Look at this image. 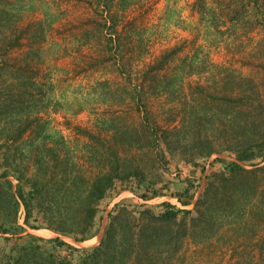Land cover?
<instances>
[{
	"label": "trees",
	"instance_id": "16d2710c",
	"mask_svg": "<svg viewBox=\"0 0 264 264\" xmlns=\"http://www.w3.org/2000/svg\"><path fill=\"white\" fill-rule=\"evenodd\" d=\"M52 1L43 43L63 7L90 13L66 29L74 75L57 79L43 63L36 27L0 39V264H264V0H198L194 14L212 17L211 41L198 31L159 51L151 46L164 24L126 16L143 2ZM18 8L8 22L0 11V36L21 18ZM23 36L31 45L20 59ZM214 162L225 169L202 186L182 176L180 165L205 171ZM124 191L143 201L166 192L181 207L120 202L96 248L61 239H95L108 201ZM46 243L69 255L46 253Z\"/></svg>",
	"mask_w": 264,
	"mask_h": 264
},
{
	"label": "rangeland",
	"instance_id": "374dc122",
	"mask_svg": "<svg viewBox=\"0 0 264 264\" xmlns=\"http://www.w3.org/2000/svg\"><path fill=\"white\" fill-rule=\"evenodd\" d=\"M140 1V2H139ZM206 1L207 7H212L211 5L214 3H217L215 1H219L220 3H227L228 0H202ZM202 1L198 0H137V4H140L143 2L144 4L140 5V8L137 11L134 10L135 7L132 9H129L126 11L127 18H134L137 16V19L141 16H145L146 19L150 23H162L164 24V29L167 30V33L161 34V36L158 38V45L154 47L155 43H152L151 50L152 51H159L165 47L168 46L170 42L175 43L179 41L178 39L184 38V37H195L198 31L203 33V40L205 41H211L212 37H209L210 34L214 33L215 30L211 27V15H209V10H207L203 14H194L195 11H199L201 8L200 3ZM52 0H0V11L4 12V14H1V19L5 22H8L10 19L7 17V14L14 9L15 7H19L21 10V18L17 21L16 25L12 28L13 30L5 32L2 36H0V39L2 40H8L10 36L12 37L14 34H20V32L29 31L31 27H36L37 31V40L38 45L36 46L37 49L42 51V60L43 63L47 66H50L51 69L57 72V79L67 76L69 73L71 75H74V71H76L78 64L77 59L78 55L76 54V51L74 50V42L72 43L74 37L72 34L67 32V28H69L71 25L78 23L81 19L88 16V13L81 9V8H75L70 5L63 7L64 10H57V8H53L51 10H54L53 13H57V18L54 23H52V27L47 30L46 35V41L43 43V32L42 29L45 27L43 23V9H46L50 4L52 5ZM197 4V6H196ZM29 5H32L30 7ZM170 5L172 9H175V15L170 17V20L166 21L164 17L168 13L167 6ZM195 5V6H194ZM18 8V9H19ZM61 9V7L59 8ZM171 9V10H172ZM62 11V12H61ZM6 13V14H5ZM61 15V16H60ZM90 15V13H89ZM178 19H182L181 24H177L176 21ZM35 25V26H34ZM14 30L16 32H14ZM222 31L227 32L226 29H223ZM82 30H78L77 34H80ZM226 40L222 37L223 41H229V38L225 37ZM167 40V41H166ZM2 43V41H0ZM210 44V42H207ZM30 41L26 36H23L22 40V46L19 48L15 53L14 57L17 58H25L27 56V53L30 51ZM82 53H88L92 54L93 50H91L90 47H85L82 49ZM218 60H221L219 57H216ZM80 68L77 69V71ZM85 75V74H81ZM79 82V81H77ZM67 85V84H65ZM65 87V86H64ZM72 115V113H71ZM54 118L57 119V121L54 122L53 126L54 129H57V122L63 121L62 114H54ZM82 118H85L84 116H81ZM55 119V120H56ZM215 158L211 159V162H213ZM176 162L173 165V171L170 176H168L169 180L174 182L176 184L172 186V190L176 191V189L179 187L177 186V182L179 181L178 173L175 170ZM181 171L183 173L184 178H190L196 180L198 185L201 186L205 184V179L207 176L218 173L225 169V165L221 162H214L213 165H208L206 170L203 171L202 169H196L190 166H183L180 165ZM13 181H15L13 179ZM202 188L197 193V197L201 193ZM163 193V192H162ZM164 196H160L158 198L150 199L148 201H143L142 199L138 198L136 196V192L132 191H124L120 194V196L117 199L109 200L108 201V212L104 215V221L102 223V227L100 229V232L96 236L95 240H91L80 244L75 242L73 239L64 236L61 237L63 241L66 243L72 245L73 247L77 249H84V250H92L100 245L101 241L103 240L106 227L109 223L108 214L112 211V208L115 204L120 202H126L129 204H132L134 206H141V205H147L149 207H152L156 210H160L159 206L163 202H170L173 204H178L177 200L170 197L168 193L164 192L162 194ZM195 203V202H194ZM179 207L181 205L178 204ZM194 204L189 207L188 209H193ZM21 215V224L23 223L24 219V209L21 208L20 210ZM41 231V230H40ZM48 231V230H45ZM27 232L31 235L35 236L36 238H43L46 240L55 239L58 236L51 233L41 234L37 233V231H32L30 229H27ZM53 234V235H52ZM28 244H35L34 242H27ZM39 244V243H38ZM44 244V243H42ZM42 244H39L43 246ZM44 251L46 253L54 252L58 253L62 256L69 255L68 251L66 249H59L56 248V245L54 243H46L44 245Z\"/></svg>",
	"mask_w": 264,
	"mask_h": 264
},
{
	"label": "bare ground",
	"instance_id": "6f19581e",
	"mask_svg": "<svg viewBox=\"0 0 264 264\" xmlns=\"http://www.w3.org/2000/svg\"><path fill=\"white\" fill-rule=\"evenodd\" d=\"M37 233H40L41 234H46V233H51L50 231H45V230H41V231H37ZM53 235V234H52ZM95 240V239H94ZM93 241V240H92ZM91 242V241H90ZM80 244H83V243H80ZM86 244V243H85Z\"/></svg>",
	"mask_w": 264,
	"mask_h": 264
}]
</instances>
